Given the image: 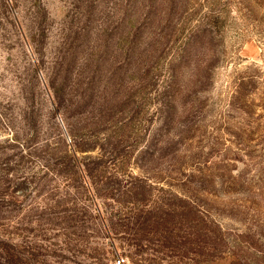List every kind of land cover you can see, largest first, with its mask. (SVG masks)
Wrapping results in <instances>:
<instances>
[{"label": "rangeland", "instance_id": "obj_1", "mask_svg": "<svg viewBox=\"0 0 264 264\" xmlns=\"http://www.w3.org/2000/svg\"><path fill=\"white\" fill-rule=\"evenodd\" d=\"M0 264H264V0H0Z\"/></svg>", "mask_w": 264, "mask_h": 264}, {"label": "trees", "instance_id": "obj_2", "mask_svg": "<svg viewBox=\"0 0 264 264\" xmlns=\"http://www.w3.org/2000/svg\"><path fill=\"white\" fill-rule=\"evenodd\" d=\"M148 220H149V221H151V219H150V218H148Z\"/></svg>", "mask_w": 264, "mask_h": 264}]
</instances>
